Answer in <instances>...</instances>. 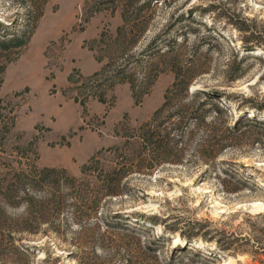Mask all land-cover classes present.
<instances>
[{
	"label": "rangeland",
	"instance_id": "rangeland-1",
	"mask_svg": "<svg viewBox=\"0 0 264 264\" xmlns=\"http://www.w3.org/2000/svg\"><path fill=\"white\" fill-rule=\"evenodd\" d=\"M105 2L0 0V144L35 138L38 166L79 177L128 140L139 149L131 137L166 105L153 125L193 118L170 136L179 162L131 173L124 195L102 200L96 216L120 213L132 246L110 233L104 248L83 245L73 225V244L38 234L0 264H123L158 229L161 262L175 238L178 263L203 264L200 253L210 264H264V212L250 205L264 204V0H165L147 10L134 47L138 31ZM153 42L160 52L148 57ZM129 59L127 80L100 86L102 69Z\"/></svg>",
	"mask_w": 264,
	"mask_h": 264
},
{
	"label": "trees",
	"instance_id": "trees-1",
	"mask_svg": "<svg viewBox=\"0 0 264 264\" xmlns=\"http://www.w3.org/2000/svg\"><path fill=\"white\" fill-rule=\"evenodd\" d=\"M163 2L165 0H106L105 3L118 9L124 23L132 25L131 27L138 31L137 36L130 42L134 47L136 41L138 42L147 30L150 19V14L148 16L147 12ZM156 43L153 42L146 49L147 53L153 51L148 57L159 54L158 46L161 45ZM133 60L129 59L124 66H118L116 69L111 68L109 72H107L109 66L102 69L99 73L103 78L100 86L127 80ZM171 68L177 74L176 66ZM148 77L149 74L142 78L143 83ZM165 106L163 105L158 113ZM158 113H155L149 122L140 126V135L135 134L131 137L138 138L139 149L136 150V142H132L133 139L128 140L126 144L108 150L110 154L108 158H100L111 164L107 165L100 159H94L82 167L79 177L62 167L38 166L35 138L25 143L13 141L10 145L2 141V145L0 144V260L10 249L24 247L21 244L23 240L38 234L47 236L52 233L61 242L73 244L78 240L83 245L91 244L90 246L95 249L104 248L105 238L109 233L118 235L123 240L134 239V235H130L127 228L119 227L122 225L119 223L120 219H123L120 213H113L104 219L96 215L103 207L101 202L104 198H117L127 192L126 184L123 182L127 175L134 172L142 173L145 169L149 172L160 163L179 162L178 158L168 157V151L172 149L170 144L175 140L170 136L173 132L188 127L193 118L191 115L172 114L165 117L164 121L153 125ZM175 117L177 122L172 123L171 120ZM204 118L201 117V120ZM159 151L161 152L159 155L152 153ZM95 218L91 225L90 221ZM73 225L80 226V234L75 240L67 237V232ZM140 241V238L137 239L138 244ZM135 242L132 240L130 246ZM126 243L128 241L122 245L124 249ZM165 244V232L156 233L151 241L139 245L135 260L127 253H124L120 260L125 264H183L178 261L183 258L184 248L177 249L176 245H173L167 254V259L163 262L159 260L157 253ZM117 247L115 245L111 248ZM198 256L203 264L212 263L211 257L200 253ZM191 264L195 263L191 261Z\"/></svg>",
	"mask_w": 264,
	"mask_h": 264
},
{
	"label": "bare ground",
	"instance_id": "bare-ground-1",
	"mask_svg": "<svg viewBox=\"0 0 264 264\" xmlns=\"http://www.w3.org/2000/svg\"><path fill=\"white\" fill-rule=\"evenodd\" d=\"M198 86V85H197ZM250 205H251V211H252V213H255V214H258V213H262V212H264V204H262V203H260V202H258V201H254V202H251L250 203ZM160 233V230L158 229L157 230V234H159ZM178 243V239H175L174 238V240H173V243H172V245H168L167 247H166V250H168L169 248L170 249H172L173 248V245H176ZM226 264V263H225Z\"/></svg>",
	"mask_w": 264,
	"mask_h": 264
}]
</instances>
